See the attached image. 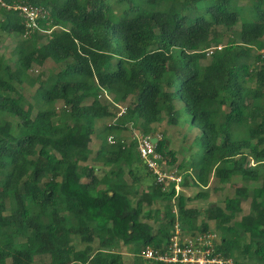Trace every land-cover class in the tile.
<instances>
[{"label": "trees", "instance_id": "16d2710c", "mask_svg": "<svg viewBox=\"0 0 264 264\" xmlns=\"http://www.w3.org/2000/svg\"><path fill=\"white\" fill-rule=\"evenodd\" d=\"M238 1L245 15L233 0H0V35L24 36L15 67L0 54V264H35L37 257H48V264H125L116 251L121 244L133 245V264H163L144 260L142 250L165 247L176 220L192 234L207 231L206 222L199 224L201 215L216 221L219 249L236 264H264V57L255 53L264 47V0ZM20 4L47 10L38 19L46 31L26 26L21 10L13 7ZM226 34L224 48L205 63L206 50L223 44ZM49 59L73 62L46 81L30 74ZM16 82L39 83L40 108ZM101 90L117 104L129 101L125 113L118 116L117 105L106 107ZM176 100L201 130L203 148L192 166L178 165L183 185L192 178L208 187L213 175L222 183L235 176L262 179L260 186L237 187L225 207L205 210L188 207L190 197L176 195L174 184L162 190L137 141L123 132L141 121L147 135L154 134V123L177 124L182 112ZM63 112L69 119L54 122ZM110 118L116 119L99 129L97 123ZM98 132L105 137L95 159L113 166L103 175L90 165L79 170ZM109 136L117 143H109ZM156 148L170 165L177 163L165 134ZM79 149L81 157H71ZM149 175L152 183L139 191ZM250 196L249 213L238 218ZM157 200L164 218L155 230L141 218L144 206ZM10 202L15 207L8 213ZM159 213L150 210L146 216L155 220ZM76 237L88 245L78 249Z\"/></svg>", "mask_w": 264, "mask_h": 264}, {"label": "rangeland", "instance_id": "374dc122", "mask_svg": "<svg viewBox=\"0 0 264 264\" xmlns=\"http://www.w3.org/2000/svg\"><path fill=\"white\" fill-rule=\"evenodd\" d=\"M233 5L242 12L243 15H245L246 10L243 8L242 1L238 0H233ZM115 7V12L117 14H120V8L118 5H114ZM117 17V16H116ZM0 18L3 19V16L0 15ZM55 27L51 28L49 31H52ZM241 28V23L237 26V30ZM57 30H61L60 27L56 28ZM230 34V33H229ZM24 36L20 34H10L5 31H3L0 35V54H3L8 62L12 65V67H15L16 60H17V47L20 45L22 39ZM228 40V35L226 34L225 40L223 44H226ZM264 41V38L262 39ZM40 44L45 42V39H40L39 40ZM263 48V47H262ZM259 47H256L255 53H259V51L262 49ZM211 57L208 56V58L204 61L205 63L209 62ZM73 62L72 59L62 62V63H56L53 60L49 59L46 61V63L43 66H38L34 65V67L30 70V74L33 76H37L39 74H42L41 78L43 81H46L49 78H53L56 76L59 70L65 69L66 66L70 63ZM16 85L19 87L20 91L25 95L26 99L28 101L32 102L37 108H40V99L37 95V89L39 87V83L35 84L34 86L29 85L28 83H19L16 82ZM179 87V85H178ZM110 98L108 97H103L102 101L105 103L106 107H111L114 104L110 102ZM129 104V101H126L124 103L125 106ZM176 107L178 109H181L180 112H182V117L179 119V122L177 124H169L168 121L165 119L162 122L154 123V134L162 135L165 134L167 137L170 139V148L174 149L177 151V156H178V161L175 165H170L171 167H178L180 163H184L186 166H192L193 163H195L201 154L203 153V148H202V138H201V130L196 127L195 125L192 124L191 122V116L185 111L184 109V103L180 100L175 101ZM219 104V101L216 102L215 107ZM58 107L62 106V102H57L56 104ZM123 105V104H120ZM222 105V104H221ZM47 108V106H45ZM36 112V111H35ZM8 120H11L14 126H16L17 120L15 117L8 115L7 117ZM69 119V115L66 112H63L62 115L58 118L54 119V122H61L62 120ZM112 118L110 119H105L104 121H100L97 123L99 129L101 126L106 123L112 122ZM141 123H144L141 121ZM132 128H135V130L138 132V134L142 135L143 129L142 125L138 124L137 127H130L127 131L124 133V137L126 139H131L135 130ZM22 132V130H19V134ZM105 137V133L98 132L97 134L92 136V140L90 142V148H91V155L86 162H80L79 165V170H81L82 166L84 165H90L94 166L96 168V173L98 175H103L105 171H111L113 166L110 165H105V162L101 161H95V154L97 150L99 149L101 145V140ZM82 155V151L79 150H73L71 152V157H75L76 159L80 158ZM169 166V167H170ZM170 167V168H171ZM192 170V167H191ZM194 174V173H192ZM191 174V177H194ZM264 175V174H263ZM262 175V176H263ZM1 178H4L3 175H0ZM126 179L128 181H131V178L128 177V174L126 175ZM87 180V179H83ZM189 184L188 186L183 185V191L186 195L190 197V200L188 201V207L196 208V209H201L205 210L209 206L212 205H219L222 207H225V200L228 197H234L236 194V189L237 187L247 185L250 188L258 187L261 185V180L259 181H250L246 182L244 181L241 177L235 176L231 180H229L227 183H222L220 182L219 179L215 176H211L210 178V183L208 187H200L197 184H194V179L188 178ZM153 181V177L151 175L146 176L143 184H138V190L141 191L142 189H145L147 185L151 184ZM146 186V187H145ZM198 195V197H196ZM137 197H132L133 202H136ZM251 196L247 199H245L242 202V207L243 211L241 214H239L238 218H241L242 215L249 213L250 211V205H251ZM14 204L10 202L8 204V213L11 212L14 209ZM156 212L157 210L160 211L158 214V219L151 220L149 219L146 214L149 211ZM164 218V210L163 206L160 204V200H157L153 203L152 206L145 205L144 206V214L142 215L141 220L149 222L152 224L155 228V230L158 227V222L161 221ZM199 224H202V222H206L209 226L210 230H213L217 232L221 236V230L217 228L216 226V221L213 220H207L205 215H201L199 217ZM208 229V230H209ZM80 239L76 237V244L78 249H83L85 248L88 244L87 243H82L79 241ZM222 240V239H221ZM91 246L96 250L99 246V241L96 239ZM133 245H125L121 244L119 248L116 249L117 252H120L123 255L124 263L125 264H133V259H134V253H133ZM245 264H254L255 261L253 260H244ZM9 260H6L5 263H9ZM49 258L48 257H37L35 264H48Z\"/></svg>", "mask_w": 264, "mask_h": 264}, {"label": "built area", "instance_id": "2783aa9c", "mask_svg": "<svg viewBox=\"0 0 264 264\" xmlns=\"http://www.w3.org/2000/svg\"><path fill=\"white\" fill-rule=\"evenodd\" d=\"M13 7L21 10L26 18L27 27L46 31L38 25V19L47 15L46 9L31 4H20ZM8 8H11V6H8ZM225 45L220 44L217 47L214 46L207 49V56L214 55L215 51L222 50ZM259 53L264 57V47ZM110 95V102L120 108L118 116H121L125 113L127 106L115 103L109 91L101 90L99 98L102 99L105 96L110 98ZM153 136L158 137L160 140L162 135H139L135 131L131 139L137 141V149L143 162L153 173L162 190L168 191L171 189L172 184H174L176 195H178L184 190V175L178 167H171L163 155L157 151V143L152 141ZM108 141L111 144L117 143V140L113 136H109ZM126 142V140L121 141L124 144ZM254 164V160H251L250 165ZM175 212L178 214L176 209ZM221 245L222 240L217 232L209 229L192 234L185 231L180 221L176 220L170 240L165 247L158 249L146 246L141 254L142 258L146 261L163 264H236L235 258L232 255H228L219 249Z\"/></svg>", "mask_w": 264, "mask_h": 264}, {"label": "crops", "instance_id": "0c3cea01", "mask_svg": "<svg viewBox=\"0 0 264 264\" xmlns=\"http://www.w3.org/2000/svg\"><path fill=\"white\" fill-rule=\"evenodd\" d=\"M112 121H113V120H112ZM140 124H141V125H144V123H141V122L139 123V125H140ZM154 126H155V125L153 124V125H152V128H154ZM133 127H134V126H133ZM132 129L135 130V128H132ZM135 131H136V130H135ZM124 134H125V133L123 132V136H125ZM152 135H154V134H152ZM95 161H96V160H95ZM96 162H97V161H96ZM128 177H129V175H128ZM124 178H125V180L128 181V179H126V175L124 176Z\"/></svg>", "mask_w": 264, "mask_h": 264}, {"label": "water", "instance_id": "95a60500", "mask_svg": "<svg viewBox=\"0 0 264 264\" xmlns=\"http://www.w3.org/2000/svg\"><path fill=\"white\" fill-rule=\"evenodd\" d=\"M158 140H159L158 137H156V136H153V137H152V141H153L154 143H158Z\"/></svg>", "mask_w": 264, "mask_h": 264}]
</instances>
